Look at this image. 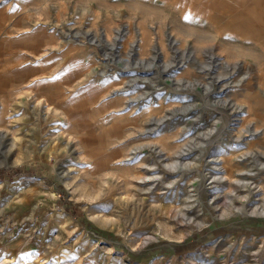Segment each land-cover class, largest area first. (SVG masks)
<instances>
[{"label": "rangeland", "instance_id": "1", "mask_svg": "<svg viewBox=\"0 0 264 264\" xmlns=\"http://www.w3.org/2000/svg\"><path fill=\"white\" fill-rule=\"evenodd\" d=\"M242 1L0 0V264H264Z\"/></svg>", "mask_w": 264, "mask_h": 264}, {"label": "crops", "instance_id": "2", "mask_svg": "<svg viewBox=\"0 0 264 264\" xmlns=\"http://www.w3.org/2000/svg\"><path fill=\"white\" fill-rule=\"evenodd\" d=\"M244 1V0H243ZM243 1L242 3L238 2V6L240 5V7H242L243 9L246 10V6L244 7L243 5ZM260 1V2H259ZM250 0L249 1V8L247 9L248 10V17L250 19V21L253 19V18H257L259 15H263L262 11H264V8H262L260 5L262 4V0ZM237 9V7H236ZM250 25H252V23L250 22ZM252 32H254V34L252 36H248L247 38L250 40V41H254V42H257V41H261L262 39L264 38H260L258 35H257V31L256 29L253 30L252 29ZM241 36V35H240ZM242 37V36H241Z\"/></svg>", "mask_w": 264, "mask_h": 264}, {"label": "bare ground", "instance_id": "3", "mask_svg": "<svg viewBox=\"0 0 264 264\" xmlns=\"http://www.w3.org/2000/svg\"><path fill=\"white\" fill-rule=\"evenodd\" d=\"M249 1L250 0H244L243 1V5L244 7L246 6V9L249 8ZM259 1V0H258ZM245 2V3H244ZM260 2V1H259ZM26 14V12H25ZM248 28L247 27H243V29L241 28V26H237L235 28H233V33L237 34V35H241L242 37H245V35L247 34L248 36H252L254 34V32H252L251 30L248 32H245ZM260 88V87H259ZM258 89V88H257ZM16 90V89H15ZM17 92V91H16ZM258 92V91H257ZM260 92H262L264 94V91L262 89H260Z\"/></svg>", "mask_w": 264, "mask_h": 264}, {"label": "trees", "instance_id": "4", "mask_svg": "<svg viewBox=\"0 0 264 264\" xmlns=\"http://www.w3.org/2000/svg\"><path fill=\"white\" fill-rule=\"evenodd\" d=\"M21 171H22L21 168L14 169V171H11V172L0 171V178H2L3 175L9 177V176H11L14 172H15V173H19V172H21ZM76 213H80V211H76Z\"/></svg>", "mask_w": 264, "mask_h": 264}]
</instances>
